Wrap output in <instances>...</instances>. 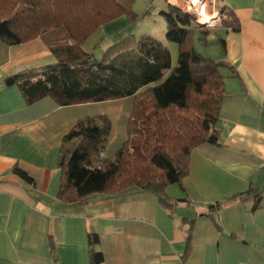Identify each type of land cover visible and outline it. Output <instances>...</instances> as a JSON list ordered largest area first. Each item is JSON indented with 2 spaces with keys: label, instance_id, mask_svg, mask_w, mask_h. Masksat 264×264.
Returning <instances> with one entry per match:
<instances>
[{
  "label": "crops",
  "instance_id": "0c3cea01",
  "mask_svg": "<svg viewBox=\"0 0 264 264\" xmlns=\"http://www.w3.org/2000/svg\"><path fill=\"white\" fill-rule=\"evenodd\" d=\"M188 2L135 0L133 10L138 14L142 5L153 17L170 3L192 13ZM222 7L233 12L239 30L220 25ZM199 8L213 16L208 37L225 41V52L218 42L207 54L227 65L222 68L226 95L217 143L193 149L188 174L166 188L171 198L194 203L181 202L172 215L151 193L94 194L69 206L58 201L63 150L84 140H66L67 134L82 119L106 116L111 128L102 157L111 158L128 139L135 97L68 106L47 97L28 105L19 86L2 85L3 80L57 57L42 38L0 39V264H91L89 231L99 236L104 264H181L185 221L192 217L185 264H264V0H203ZM146 18L132 22L123 16L99 28L95 56L128 34L148 35L139 32ZM151 41L156 45L155 38ZM87 143L82 149L90 147ZM252 188L260 190V198L223 204L218 225L204 215L208 205Z\"/></svg>",
  "mask_w": 264,
  "mask_h": 264
},
{
  "label": "trees",
  "instance_id": "16d2710c",
  "mask_svg": "<svg viewBox=\"0 0 264 264\" xmlns=\"http://www.w3.org/2000/svg\"><path fill=\"white\" fill-rule=\"evenodd\" d=\"M135 0H0V39L24 43L44 39L57 60L8 75L2 85H18L28 105L50 97L68 106L135 97L129 119L128 139L111 158H102L110 134L104 115L79 121L66 140L87 139L88 149L68 144L59 162L61 181L58 201L65 206L85 203L94 194L107 198L133 191L151 193L171 215L182 199L167 195L166 188L181 183L189 172L190 156L197 146L217 143V122L226 95L222 68L226 64L204 56L195 47V34L206 42L210 27L197 23L191 12L168 4L160 11L168 24L166 38L177 43V66L172 70L169 49L152 44L151 36L128 34L103 49L85 50L84 42L102 26L123 16L140 19ZM220 25L239 30L233 12L221 8ZM69 44L63 46V40ZM223 52L225 41L218 38ZM233 68V67H232ZM30 76H26V72ZM233 71L236 73L235 69ZM134 134V137L132 136ZM105 167L94 166V158ZM23 179L33 182L15 168ZM260 198V190L235 194L207 206L204 215L218 225L216 214L226 203ZM193 205L194 203L188 202ZM195 217L186 219V248L181 264L192 247ZM95 231L88 233L91 264H104Z\"/></svg>",
  "mask_w": 264,
  "mask_h": 264
},
{
  "label": "rangeland",
  "instance_id": "374dc122",
  "mask_svg": "<svg viewBox=\"0 0 264 264\" xmlns=\"http://www.w3.org/2000/svg\"><path fill=\"white\" fill-rule=\"evenodd\" d=\"M191 1L192 0H190V2ZM200 2H203V0H200ZM138 9L141 10V11L138 10V14H137V15H139L140 18H142V17L146 18L147 17L146 21H145V26L143 27V29H140L139 32H142V33H145V32L148 33L149 32L148 35L155 38V44L158 45V47L163 46L161 44L169 43V45H170L171 49H169V50L172 54V69L168 72V74H167V76H168L169 74H171L172 70L177 66L178 45L175 42L167 40L166 32L168 30V24H167V21L165 20V18L160 14V12L158 15L150 17L146 14V12H147V11H145L146 9H142V5H141V7L139 6ZM212 28H213V26H212ZM99 36H100V34L96 32L91 37H89L83 44L84 49L88 50V51H92L94 44L97 43L96 41H100V40H98ZM218 42L219 41L217 40V37L212 36V35L210 37H207L206 42L200 41L198 39V36H196V34H195V47L204 56L210 57V55L207 54L208 50L210 48H213L215 45H217ZM61 43L63 44V46H65L66 44H69V40L68 39L63 40V42H61ZM97 53H99V51L96 52V54ZM132 136L134 137V134H132ZM87 142L88 141H86L84 139L82 144H80L79 147L82 148L85 145L87 146L89 144ZM102 158L99 156H96L94 158V164H95L94 166L104 168V163H103Z\"/></svg>",
  "mask_w": 264,
  "mask_h": 264
},
{
  "label": "bare ground",
  "instance_id": "6f19581e",
  "mask_svg": "<svg viewBox=\"0 0 264 264\" xmlns=\"http://www.w3.org/2000/svg\"><path fill=\"white\" fill-rule=\"evenodd\" d=\"M199 2L200 0H192L189 4L191 5V11L198 14V21L201 23H209L211 24V21L213 20L212 17L206 13V11L203 8H199Z\"/></svg>",
  "mask_w": 264,
  "mask_h": 264
},
{
  "label": "water",
  "instance_id": "95a60500",
  "mask_svg": "<svg viewBox=\"0 0 264 264\" xmlns=\"http://www.w3.org/2000/svg\"><path fill=\"white\" fill-rule=\"evenodd\" d=\"M192 14H193L194 19H195V21H196L197 23H199V24H201V25H206V26L209 25V23H201V22H199V21H198V14H197V13L192 12Z\"/></svg>",
  "mask_w": 264,
  "mask_h": 264
}]
</instances>
